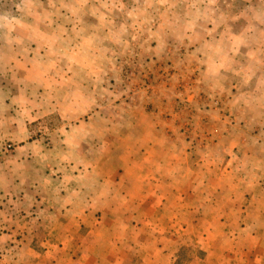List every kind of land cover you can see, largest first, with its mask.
Instances as JSON below:
<instances>
[{
  "label": "rangeland",
  "instance_id": "obj_1",
  "mask_svg": "<svg viewBox=\"0 0 264 264\" xmlns=\"http://www.w3.org/2000/svg\"><path fill=\"white\" fill-rule=\"evenodd\" d=\"M213 3L226 14L229 10L228 22L234 29L242 27L239 15H245L246 9L239 0H209V16ZM187 4L194 6L191 1ZM35 7L38 12L32 15L38 14L46 24L50 19L52 22V26L43 23L40 30L51 26L56 31L55 36L64 38V42H59L60 48L71 50L66 58L61 55L49 57L41 52L42 55L35 59L34 54L32 56L36 50L34 46L23 44L24 49H21L23 63L31 59L33 64L41 65L44 79L49 75L56 83L54 96L58 102L52 103L55 114L44 124L51 134L57 132L61 126V120L57 118L61 115L59 111L65 108L63 101L67 94L72 112L80 109L90 117L89 121L76 125L82 129L86 144L80 142L83 135L77 136L78 133L73 139H63L60 133L51 138L55 141L53 144L70 146L68 150L63 149L61 156L67 154L70 160L81 163L87 172L95 162L112 160L109 145L113 143V160L124 159L129 154L130 142L142 138L127 135L125 117L134 107L137 113L145 115L139 117V128L161 125L172 130L166 137L167 145L177 154L165 152L164 159L177 162L179 166L175 169L171 163L170 174L165 178L150 174L153 183L149 189L144 188L143 193L139 192V184L135 196L141 194L138 202L142 208L133 209V216H115L124 204L120 199L110 197L99 207L103 210L99 223L91 218L92 225L77 233L66 230L50 233L42 226L36 231L34 243L37 246L33 253L11 249L13 246L0 247V262L7 264L8 260L18 258L24 259L25 264H264V191L251 193L238 187L234 183H241L237 170L226 167V162L216 156L212 149L215 145L209 140L211 133L220 136L219 133L229 129L230 135L237 136V139H230L231 143L245 140L244 147L231 155L233 161L243 156L244 163L249 165L260 155L258 144L252 138V129L241 127L233 132L236 124L227 119V111L238 108L242 100L235 97L237 93L233 90L223 101L213 98L215 105L212 106L209 96L214 92L209 93V87L205 85L206 73L186 69L190 64L203 66L209 56L203 54L193 59L184 56L183 51L182 55L168 53L167 49L175 41L164 42L159 36L163 34L161 26L174 27L169 16H165L169 6L162 0H0V26L4 28L5 22L21 12L30 15V10ZM179 9V14H187L185 7ZM7 57L13 58V55ZM78 61L87 69L82 81H78L75 71L53 72L48 65L49 62L75 65ZM61 81L66 84L69 81L68 92L61 87ZM78 83L84 85V92L80 91ZM227 98L233 104H228ZM90 111H96V119ZM27 119L30 131L44 126ZM110 128L118 133L110 135L107 130ZM99 129L102 134L94 136ZM27 137L31 142L37 134ZM45 138L39 141L40 144H51L52 140ZM218 139L214 140L215 144L224 143H216ZM25 142L19 136L6 138L3 144L6 156L14 155L13 151L20 150ZM172 153L177 159L170 157ZM245 153L249 157H245ZM17 155L23 159L27 154L22 150ZM261 155L264 159V154ZM259 163L264 166V160ZM102 172L105 171H97L96 176L103 175ZM136 172L137 179H141L143 171L137 169ZM262 172L264 174V167ZM88 174L92 175L87 172L86 176ZM96 176L86 178L98 179ZM246 191L251 193L248 198ZM134 207H137L135 203ZM73 225L72 220L70 228ZM46 238L53 239L54 247L43 246ZM57 241L65 245L55 247Z\"/></svg>",
  "mask_w": 264,
  "mask_h": 264
},
{
  "label": "crops",
  "instance_id": "obj_2",
  "mask_svg": "<svg viewBox=\"0 0 264 264\" xmlns=\"http://www.w3.org/2000/svg\"><path fill=\"white\" fill-rule=\"evenodd\" d=\"M162 1L169 6L165 16H169L174 27L161 26L163 34L159 36V40L175 41L167 49L171 54L174 52L182 55L183 51L184 56H191L193 59H198L199 55L203 54L209 56L203 66L190 64L186 69H190L191 72L199 70L206 73L205 85L209 87V93L213 91L212 93L216 95L209 96L212 99H209V104L212 106L215 105L213 98L223 101V98L229 97L230 92L236 91L235 97L241 98V105L227 111L229 117L225 119H230L237 125H233V132L241 127L252 129V138L261 152L253 162H250L252 165L244 163L243 156L233 161L231 155L239 152L245 140H235L231 143L230 139H237V136L230 135L227 129L219 133L220 136H214L209 131V134L211 133L209 140L215 145L212 147L213 151H216L214 153L226 162V167L231 166V169L237 170L239 181L242 183L235 181L238 187L247 189L251 193L263 192L264 166H260L259 162L262 163L264 160L261 155L264 154V0H239L246 11L245 15H239L243 25L238 30L228 22L231 16L229 10L227 14L222 12L216 3H213L214 8L210 9L212 14L209 16V0ZM188 1L194 6L189 7ZM181 7L188 9L187 14H179ZM35 8L33 11L30 10L32 12L30 15L21 12L13 20L5 22L4 28L0 26L1 29H5L0 30V247L13 246L11 249L20 252L30 250L32 253L37 246L34 243L36 231L42 226L50 233L63 230L76 233L85 231L87 226L92 225L91 218L95 219V223L100 222L103 210L101 211L99 207L110 197H116L124 204L115 212V216H133V209L138 206L142 208L138 202L141 194L135 196L139 184H141L139 192L143 193L144 188L149 189L150 184L153 183L151 182L153 176L150 174L165 178L170 174L168 169L171 163L175 169L179 166L177 162H168L164 159L165 152L173 151L170 149L171 146L167 145L166 139L169 136L168 132L172 130L161 125L139 128V117L145 115L137 113L134 107L125 117L127 135L142 138L141 140L134 138L130 142L131 146H128L130 151L121 160H124L123 163L118 165L117 162L121 161L113 160V143L109 145L112 160L95 162L93 167H90V171L87 170L92 175L86 176L85 167L76 160H70L67 154L61 156L63 149L68 150L70 146L53 144L55 141L51 138L60 133L61 137L64 136L63 139H73L76 137L75 133H78L77 136L83 135L80 142L86 144L82 129L76 125L89 121L90 117L80 109L72 112L73 107L68 102L67 94L68 100L66 98L63 101L65 108L59 111L61 115L57 118L61 120L57 132L51 134L48 126L44 124L55 114L52 103L58 102L54 96L56 83L49 75L44 79V73L40 70L41 65L33 64L31 59L23 63L21 49H24L23 44L34 46L36 50L33 51L32 56L34 54L35 59L42 55L41 52L49 57L61 55L66 58L71 50L66 47L60 48L59 42H64V38L54 35L56 31L51 27V19L46 24L38 14L32 15L38 12L37 7ZM24 12L26 13L27 10ZM43 23L51 26L41 31L40 27ZM50 31H52L51 36H49ZM153 50L157 52L156 49ZM30 54L31 52L28 53ZM12 55L13 58L7 57ZM48 65L53 72L75 71L78 81L85 79L84 74L87 69L81 61L75 65L67 63L61 65L55 62H49ZM67 84L61 81V87H65L66 92L70 88ZM78 84L81 87V90L78 87L79 90L84 92V85ZM226 100L228 103V98ZM228 104L233 102L230 101ZM24 112L26 113L23 116ZM90 113H93V119L97 118L94 117L98 116L96 111ZM27 118L37 122L39 126H44L30 131ZM163 119L161 118L165 121ZM100 130L93 135H101ZM107 130L111 132L110 135L118 133L112 128ZM31 134H37V138L30 142L27 136ZM18 136L27 142L20 150H14V155L6 156L7 151L3 148L6 138ZM44 136L46 137L44 140H52L51 144H40L39 141ZM217 138L219 139L216 143L219 141L224 143L215 144L214 140ZM226 141L230 143L227 144ZM67 143H70V140ZM22 150L27 154L23 159L17 155V152ZM52 151L53 156L50 155ZM173 152L177 154L175 149ZM169 155L174 160L177 159V155L173 156V153ZM229 156L231 158L226 160ZM245 157L249 156L245 153ZM137 169L144 173L141 179H137ZM212 169L215 167L213 166ZM97 171L105 172L96 176ZM93 175L99 178H86ZM250 192L246 191V198L251 195ZM134 203L137 207H134ZM72 220L75 225L70 228ZM51 240L53 239L46 238L43 246L54 247ZM64 245L63 242L57 241L55 247ZM25 263L24 259L18 258L7 261V264ZM0 264L6 263L1 261Z\"/></svg>",
  "mask_w": 264,
  "mask_h": 264
},
{
  "label": "built area",
  "instance_id": "obj_3",
  "mask_svg": "<svg viewBox=\"0 0 264 264\" xmlns=\"http://www.w3.org/2000/svg\"><path fill=\"white\" fill-rule=\"evenodd\" d=\"M7 149H10V147H7Z\"/></svg>",
  "mask_w": 264,
  "mask_h": 264
}]
</instances>
